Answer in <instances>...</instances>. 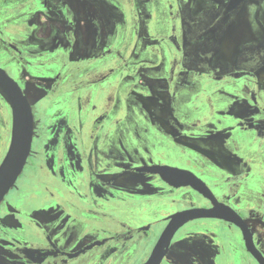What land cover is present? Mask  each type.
<instances>
[{
	"label": "flooded vegetation",
	"instance_id": "af4514ba",
	"mask_svg": "<svg viewBox=\"0 0 264 264\" xmlns=\"http://www.w3.org/2000/svg\"><path fill=\"white\" fill-rule=\"evenodd\" d=\"M231 1L0 0V64L14 77L0 68L33 114L0 204V264H148L171 216L218 205L264 258V0ZM12 105L0 94V167ZM167 168L210 196L175 187ZM160 264L260 263L241 228L203 219Z\"/></svg>",
	"mask_w": 264,
	"mask_h": 264
},
{
	"label": "water",
	"instance_id": "95a60500",
	"mask_svg": "<svg viewBox=\"0 0 264 264\" xmlns=\"http://www.w3.org/2000/svg\"><path fill=\"white\" fill-rule=\"evenodd\" d=\"M244 0H232L231 6L239 5ZM0 90L5 91L12 99V108L14 112V128L13 138L10 150L0 167V204L6 194L14 186L19 175L27 162V158L31 151L33 140V114L27 98L24 96L20 86L8 76V74L0 68ZM168 175L163 178L175 187L191 186L203 196H210V190L206 184L189 172L167 168ZM183 178L184 181L176 183L177 177ZM203 219H220L235 224L241 228L246 246L249 252L258 260L260 264H264V258L255 248L250 231L246 228L241 218L230 208L218 205L213 209H192L177 213L170 217V223L166 227L154 253L148 264H160L171 241L177 231L187 223L203 220Z\"/></svg>",
	"mask_w": 264,
	"mask_h": 264
},
{
	"label": "bare ground",
	"instance_id": "6f19581e",
	"mask_svg": "<svg viewBox=\"0 0 264 264\" xmlns=\"http://www.w3.org/2000/svg\"><path fill=\"white\" fill-rule=\"evenodd\" d=\"M260 84L262 87H264V73L262 75H260ZM0 94L5 99L6 102L12 104V99L10 98V96L5 91L0 90ZM131 176H132V174L129 172L125 173V175H124V177H131Z\"/></svg>",
	"mask_w": 264,
	"mask_h": 264
},
{
	"label": "rangeland",
	"instance_id": "374dc122",
	"mask_svg": "<svg viewBox=\"0 0 264 264\" xmlns=\"http://www.w3.org/2000/svg\"><path fill=\"white\" fill-rule=\"evenodd\" d=\"M0 66L1 67H3L8 73H9V75H11L12 77H14L12 74H11V72H9L3 65H1L0 64ZM264 73V70H261L260 72H259V79H260V75H262ZM130 178V177H129Z\"/></svg>",
	"mask_w": 264,
	"mask_h": 264
},
{
	"label": "crops",
	"instance_id": "0c3cea01",
	"mask_svg": "<svg viewBox=\"0 0 264 264\" xmlns=\"http://www.w3.org/2000/svg\"><path fill=\"white\" fill-rule=\"evenodd\" d=\"M219 53H220V52H218V53H217L218 55H216V57H215V60H216V61L220 60ZM219 145H220V144L218 143V146H219ZM220 151H221V150H220ZM221 152H222V151H221Z\"/></svg>",
	"mask_w": 264,
	"mask_h": 264
}]
</instances>
